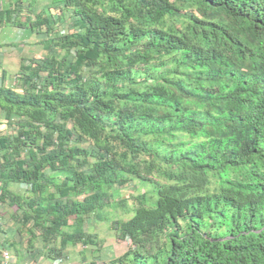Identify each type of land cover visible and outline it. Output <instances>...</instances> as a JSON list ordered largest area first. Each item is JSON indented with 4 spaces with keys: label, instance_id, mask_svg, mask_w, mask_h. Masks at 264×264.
<instances>
[{
    "label": "trees",
    "instance_id": "1",
    "mask_svg": "<svg viewBox=\"0 0 264 264\" xmlns=\"http://www.w3.org/2000/svg\"><path fill=\"white\" fill-rule=\"evenodd\" d=\"M5 2L40 48L0 77L15 244L45 264L70 246L81 264H264V0Z\"/></svg>",
    "mask_w": 264,
    "mask_h": 264
},
{
    "label": "crops",
    "instance_id": "2",
    "mask_svg": "<svg viewBox=\"0 0 264 264\" xmlns=\"http://www.w3.org/2000/svg\"><path fill=\"white\" fill-rule=\"evenodd\" d=\"M0 3H1L0 13H3V11L1 9L5 8L4 4L6 2H5V0H0ZM17 6H19V5H17ZM6 20H7V18L5 15H0V21H1L0 22V77H1V70L5 69V72H6L5 78H6V76L9 75V72L7 71V67L9 65H3V62L6 61L5 57L7 58L8 54H15L14 53V52H16V51H14L15 48L19 47L18 52L22 53L21 45H23V43L20 40L21 35H19V34L23 32V30H21V29H24L23 27H18L16 25L8 24V23H6ZM28 35L30 38L29 46H33L34 45V44H32V41H34L33 34L29 33ZM25 37H26V35H25ZM18 43H20L19 46L15 47L16 45H18ZM33 50H34V52L36 51L35 49H32L30 52L28 51L25 53L26 54L29 53V55H31ZM20 56L22 57V55H20ZM15 57H16V55H15ZM21 57H19V58H21ZM24 57H26V56H24ZM3 58H4V60H3ZM15 64L17 65L18 62L15 61L14 63H12V68H9V67L8 68L10 70L14 71L13 68H14ZM16 224L17 223L12 221V220H10V221L7 220L6 223H4V222H2V217L0 216V252L3 248H6L9 250V252L12 256L10 264H33L35 262L38 264H45L43 262V261H45V259L43 257H41V255L39 253L30 254L28 251H26L24 249L23 244H20V246H17L15 244L16 239H17V235L15 232ZM29 256L31 257V259H33L32 261H29V258H30ZM0 260H1V255H0Z\"/></svg>",
    "mask_w": 264,
    "mask_h": 264
},
{
    "label": "rangeland",
    "instance_id": "3",
    "mask_svg": "<svg viewBox=\"0 0 264 264\" xmlns=\"http://www.w3.org/2000/svg\"><path fill=\"white\" fill-rule=\"evenodd\" d=\"M49 4H50V0H35L33 8L37 12V11H40V9L43 7L46 8V6H48ZM21 30H23V32L19 34V35H21L20 40L24 44V45H21L22 53L18 52L19 47L15 48V47L19 46L20 43H18V45H16L14 47L15 48L14 51H16V52H14L15 54H8L7 58L5 57L6 61L3 62V65H9L8 66L9 68H12V63H14L15 61L18 62V60L20 59L19 57H21L20 55H22L23 57L29 56V53L26 54L25 52H28V51L30 52L32 49H35L37 52L40 51V48H38L37 46H29L30 38L28 35L29 34L28 30L27 29H21ZM25 35H26V37H25ZM25 43H27V44L25 45ZM15 55L17 58L15 57ZM3 60H4V58H3ZM15 66H16V64H15ZM8 67H7V71L9 72V75L6 76V80H5L6 82L9 81L10 78H12L11 76L13 74V71L10 70ZM2 125H3L2 122H0V129H1ZM11 211H12L11 208L6 206V208H4L3 215H2V212H0V216L2 215V222L6 223L7 219H10V218H8V215L10 214ZM107 226H108V224L106 222H99L97 224L98 232H99L100 236H102L105 239V242L110 241V239H108V236L110 235V231L107 229ZM124 247L125 246L123 244L122 245L121 244H114L115 253L121 252L124 249ZM69 249L71 250L69 259L65 263H58V264H81L79 255L76 251V247L70 246ZM32 260L33 259H31V257H30L29 261H32Z\"/></svg>",
    "mask_w": 264,
    "mask_h": 264
},
{
    "label": "built area",
    "instance_id": "4",
    "mask_svg": "<svg viewBox=\"0 0 264 264\" xmlns=\"http://www.w3.org/2000/svg\"><path fill=\"white\" fill-rule=\"evenodd\" d=\"M0 255H1L0 264H10L12 256L8 249L3 248L0 252ZM33 264H38V263L35 262Z\"/></svg>",
    "mask_w": 264,
    "mask_h": 264
}]
</instances>
